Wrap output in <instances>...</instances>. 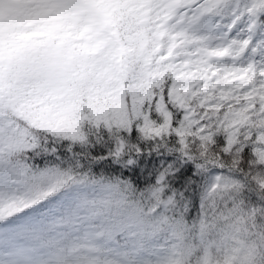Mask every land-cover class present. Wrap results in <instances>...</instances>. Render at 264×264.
<instances>
[{
	"label": "snow or ice",
	"instance_id": "obj_1",
	"mask_svg": "<svg viewBox=\"0 0 264 264\" xmlns=\"http://www.w3.org/2000/svg\"><path fill=\"white\" fill-rule=\"evenodd\" d=\"M0 264H264V0H0Z\"/></svg>",
	"mask_w": 264,
	"mask_h": 264
}]
</instances>
